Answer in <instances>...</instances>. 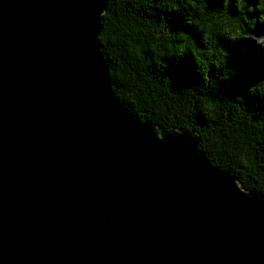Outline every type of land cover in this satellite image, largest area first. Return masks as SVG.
I'll return each mask as SVG.
<instances>
[{"label":"water","instance_id":"1","mask_svg":"<svg viewBox=\"0 0 264 264\" xmlns=\"http://www.w3.org/2000/svg\"><path fill=\"white\" fill-rule=\"evenodd\" d=\"M104 8L0 0V264H264V200L115 97Z\"/></svg>","mask_w":264,"mask_h":264},{"label":"clouds","instance_id":"2","mask_svg":"<svg viewBox=\"0 0 264 264\" xmlns=\"http://www.w3.org/2000/svg\"><path fill=\"white\" fill-rule=\"evenodd\" d=\"M216 3L218 7L209 8L208 0H105V8L99 13L104 32L101 33L100 30L96 40L101 46L99 51L103 59L106 62V57L114 59L128 73L125 79L131 78L132 83L121 89L120 95L124 99L115 95L129 110L134 103L133 97L142 90L146 89L155 97L163 88L170 87L164 58L179 59L190 54L194 72L200 77V82L179 91H172L175 96L171 98L179 97L182 100L185 115L195 116L198 112L205 125L212 127L216 126L223 115L225 104L235 105L240 113L241 127L250 129L251 132L242 151H234L231 155L245 169L257 173L264 168V159L254 158V153L257 156L262 155L258 145L264 141V108H261L264 104V78L250 84L246 89L249 96L257 97L252 101L251 107L244 103L243 95H235L230 100L222 96L220 90L214 91L212 85L214 81L217 84L221 80L231 81L237 75L236 69L228 66L229 52L221 45V39L233 43L249 39L260 50H264V35L258 36L249 31L257 23L264 25V0H216ZM113 4V10L120 13L116 35H111L109 31L110 23L115 24L109 17ZM230 9H234L236 15L231 14ZM172 13L180 14L183 17L182 23L192 26L198 39H194L191 33L172 31L169 24ZM107 39L114 44L119 41L123 51L110 48L105 43ZM125 53L127 64L131 67H126L120 59ZM139 121L141 122L140 119ZM152 124L160 127L157 123ZM162 128L176 134L186 131L183 125L177 126L175 122ZM188 132L198 137L197 131ZM156 138L162 140V133L157 131ZM234 183L240 193L247 195L255 191L264 200V186L249 191L239 186L235 180Z\"/></svg>","mask_w":264,"mask_h":264},{"label":"trees","instance_id":"3","mask_svg":"<svg viewBox=\"0 0 264 264\" xmlns=\"http://www.w3.org/2000/svg\"><path fill=\"white\" fill-rule=\"evenodd\" d=\"M208 6L209 8H214L219 5L216 0H208ZM113 9L114 4L110 7L109 17L110 21H115V24L110 23L109 31L111 35H116L120 24V13L118 10ZM229 11L231 14L236 15L234 9ZM171 17L169 24L172 31L180 30L191 33L194 39H198V34L195 33L194 28L182 23L183 17L180 14L172 13ZM249 31L258 36L264 35V25L257 23ZM103 32L104 26L101 33ZM105 43L110 48L117 49L118 52L123 51L119 46V41L114 44L112 40L107 39ZM220 43L228 50V66L234 67L237 75L231 81L221 80L219 84L214 81L213 90L217 92L220 90L221 95L226 96L230 100L235 95H243L244 103L251 107L252 101L257 99V97L249 96L246 93V89L250 84L260 78H264V50H260L259 46L249 39H242L234 43L221 39ZM120 59L126 67H131V65L127 64L126 53L120 56ZM164 59L167 64L165 73L170 77V87L163 88L155 97L146 89L142 90L139 95L133 97L134 103L130 110L140 120L157 123L160 127H167L172 122H175V125H183L185 127L186 131L183 132L197 131L201 138L202 150L216 167L235 176L241 187L249 191L256 190L259 186H264V168L259 169L257 173H253L245 169L231 155L234 151H242L251 132L250 129L241 127L240 113L236 106L225 104V111L215 127L205 125V121L198 112L195 116L185 115L182 100L179 97L171 98L175 96L172 91H179L199 83L200 77L194 72L190 54H186L179 59ZM106 60L109 67L112 90L118 98L124 99L120 92L121 89L127 88L132 83L131 78L125 79L128 77V73L114 59L106 57ZM145 78H147V74H145ZM125 103L127 106L126 99ZM261 108H264V104L261 105ZM258 147L262 155L257 156L254 153V158L264 159V141ZM252 192L256 193L255 191Z\"/></svg>","mask_w":264,"mask_h":264}]
</instances>
